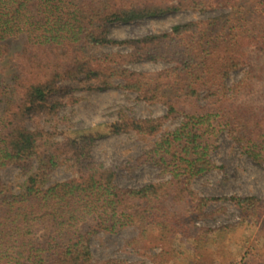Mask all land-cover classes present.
Instances as JSON below:
<instances>
[{
	"label": "trees",
	"instance_id": "trees-1",
	"mask_svg": "<svg viewBox=\"0 0 264 264\" xmlns=\"http://www.w3.org/2000/svg\"><path fill=\"white\" fill-rule=\"evenodd\" d=\"M188 10L220 13L139 37L110 35L114 23ZM19 36L11 50L7 40ZM110 46L124 49L102 51ZM141 61L167 67H131ZM77 84L119 87L166 111L137 117L121 108L110 123L68 132L62 111L82 100ZM132 133L151 141L130 161L159 170L134 186L95 154L100 137ZM224 133L264 165V0H0V264H179L185 254L201 264L233 225L200 222L226 214L227 201L242 226L259 229L248 264H264V196L195 187L224 168L213 157ZM11 166L26 175L19 190L2 175ZM62 166L73 175L49 183ZM130 228L125 248L150 262L96 257L94 237Z\"/></svg>",
	"mask_w": 264,
	"mask_h": 264
},
{
	"label": "rangeland",
	"instance_id": "rangeland-1",
	"mask_svg": "<svg viewBox=\"0 0 264 264\" xmlns=\"http://www.w3.org/2000/svg\"><path fill=\"white\" fill-rule=\"evenodd\" d=\"M220 11L199 13L195 11H182L169 13L157 17H149L133 22H118L109 26L110 35L114 38L139 37L148 32H157L170 29L174 24L192 19L218 15ZM24 36L13 37L7 40V46L11 50L21 47ZM124 49L118 46L105 47L102 51ZM139 70L158 71L167 67L164 63L141 61L131 65ZM241 72L233 73L229 82L240 78ZM76 93L82 96V100L73 105H67L62 115L70 117L73 127L66 128L70 132L75 129H84L99 123H110L117 118L118 111L125 108L131 115L137 117H154L165 113L163 104H150L138 98L137 94L123 90L119 87L106 89H83L76 85ZM179 121H169L166 128H173ZM58 138H62L60 135ZM151 139H142L138 135L121 134L107 135L97 140L95 147L96 156L106 164L116 168L118 182L122 185H141L158 178L159 170L151 163L139 165L130 161L148 146ZM219 164L224 165L222 170H213L195 182L196 189L204 195H225L252 193L264 196V165H260L241 153L240 147L229 137L223 134L219 148L213 155ZM130 166L122 168V165ZM4 179L10 182L16 190L26 180L17 167H7L2 170ZM73 173L62 166L49 178V183L63 180ZM228 206L226 214L207 218L204 222L211 227L231 223V233L225 239L220 238L211 249L201 264H248L250 255L249 247L260 239L258 228L247 230V226L241 225V212L230 202H224ZM221 204L216 202L214 207ZM135 234L130 228L121 234L101 233L92 239V248L98 259L107 257H125L131 261L141 262L149 257L136 250L125 248L127 237ZM149 250V249H144ZM154 252L155 249H150ZM185 254L179 264H196L194 258Z\"/></svg>",
	"mask_w": 264,
	"mask_h": 264
}]
</instances>
